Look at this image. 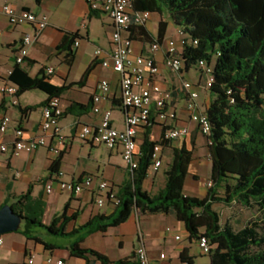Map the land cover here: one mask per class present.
Listing matches in <instances>:
<instances>
[{"label": "crops", "instance_id": "crops-1", "mask_svg": "<svg viewBox=\"0 0 264 264\" xmlns=\"http://www.w3.org/2000/svg\"><path fill=\"white\" fill-rule=\"evenodd\" d=\"M6 4L12 5L18 12L30 11L39 17L46 16L49 26L42 31L31 24L12 26L8 16L1 9ZM92 12L87 0H0V89L6 83L12 84L9 77L17 64V56L26 35L31 36L32 43L28 47V59L22 67L32 77H36L42 70L53 68L54 74L49 76L52 84L59 88H68L60 96L65 110L59 125L63 141L56 137L50 138L48 146L40 147L33 153L22 152L19 155L13 153L16 130L22 128L25 131V139L44 136L43 109L50 96L41 91L27 92L19 98L15 97L19 102V105L15 106L14 97L0 94V125L4 117L11 119L6 133L0 129V147L8 146L7 152L0 150V209L6 205L12 206L18 197L27 194L31 189V195L25 203V211L31 216L39 217L44 225L49 226L61 218L67 209V218H74L66 226L67 233H73L97 216L109 217L117 212L114 202L107 200L103 206L98 204L99 180H107L111 190L117 195L120 187L133 179V173L124 161L122 146L109 149L105 145L83 141L78 136L83 127H98L103 113L108 110L113 113L114 128L119 131H125L127 128V111L118 104L122 100V76L112 68L103 66L105 61L112 63V35L116 28L107 14ZM154 20L158 22L157 32L153 28ZM162 21L168 23V30L159 52L152 55V44L139 40L133 43V48L136 54L152 56L155 59L160 68L158 81L175 96L174 105L169 107L170 112L177 114V121L173 124L176 127H188L191 136L171 142L167 148L160 150L162 161L165 156L170 160L168 168L163 175V165L158 172L154 171L153 176L150 175L146 180L144 189L153 195L163 190L167 181L166 173L174 159V150L184 151L191 156L184 166L185 175L180 182L183 192L186 196L203 199L207 196V185L211 176L212 166L207 158L210 150L205 146V139L197 125L192 122L187 110V95L183 91V82L192 81L198 86L200 97L197 104L201 112L205 113L210 106L211 96L200 79L198 83L194 81L193 73L200 74L197 70L175 74L165 67L169 42H179L180 37L179 29L167 12L162 15L152 13V18L147 24L148 32L157 38ZM66 33H78L81 36L79 46H73L75 61L72 65L66 61L67 54L58 51ZM98 49L103 51L99 58L96 57ZM88 71L90 73L84 79ZM104 80L110 82V91L99 104L100 113H96L94 96L98 92L99 83ZM74 84L80 85L72 86ZM202 91L205 92V97H202ZM78 106H83L84 109ZM22 109L32 111L24 117ZM153 117L156 119L155 114ZM156 124L153 135L160 137L162 128ZM146 132V128L139 132V150ZM56 150L63 153L60 174L51 172L53 163L59 158ZM88 176L93 177V185L80 194L61 189L62 182L78 183ZM186 181L193 182L187 190L184 185ZM50 185L53 188L51 192L48 191ZM36 231L38 237L56 250H47L43 245L29 240L20 231L10 233L1 237L3 245L0 246V264H29L33 257L36 264H46L51 258L56 262L61 260L64 264H86V260L73 257L70 251V246L78 241L80 236L58 238L48 235L43 229ZM97 236H100V250L88 246L92 238H99ZM142 243L147 247L151 264H183L181 254L185 250L190 257L195 258L196 264L197 256L192 254V246H199L198 243L189 241V233L183 223L166 214L144 215L137 210L127 223L111 228L107 234L89 235L82 246L99 251L117 262L131 258ZM128 244L131 245L128 254L111 257V249L118 247L124 251Z\"/></svg>", "mask_w": 264, "mask_h": 264}, {"label": "trees", "instance_id": "trees-1", "mask_svg": "<svg viewBox=\"0 0 264 264\" xmlns=\"http://www.w3.org/2000/svg\"><path fill=\"white\" fill-rule=\"evenodd\" d=\"M132 10L161 15L167 12L174 25L188 35L181 74L197 70L203 82L206 75L200 63L204 61L213 70L214 82L208 89L211 104L205 111L212 127L209 137L212 141L209 146L212 186L207 196L200 199L184 194L180 182L191 154L177 150H174L173 162L166 173L165 188L156 195L144 189L156 150L171 144L164 139L167 129L161 131L158 141L152 140L157 126L152 117L141 146L138 169L132 172V181L120 187L117 194L120 204H116L114 215L97 216L73 233H67V224L74 220L67 218V209L49 226L25 211L30 189L12 205L25 220L20 232L47 250L56 248L38 237L36 229H43L58 238L80 236L70 246V251L73 257L86 260V264H138L136 254L115 262L82 245L89 235L107 234L111 228L127 223L134 212L140 210L144 215L174 216L185 225L190 242L199 243L207 238L211 250L205 255L211 256L212 264H264V228L254 223L236 231L231 222L223 224L222 214L216 209L217 205L239 204L264 213V0H132ZM167 30L168 23L162 21L157 38L148 32L147 25L131 27L128 35L133 43L139 40L161 45ZM80 39L78 33H66L58 47V51L67 54L66 61L70 65L75 61L73 46ZM9 81L18 88V98L32 91L48 94L50 98L45 106L68 90L52 84L46 71L32 77L18 63ZM76 85L80 84L72 86ZM118 104L126 110L122 100ZM78 108L84 109L83 106ZM31 111L22 109V114L26 117ZM62 158L60 152L52 165V173L60 174ZM181 261L195 264V258L190 257L187 250L181 254Z\"/></svg>", "mask_w": 264, "mask_h": 264}, {"label": "built area", "instance_id": "built-area-1", "mask_svg": "<svg viewBox=\"0 0 264 264\" xmlns=\"http://www.w3.org/2000/svg\"><path fill=\"white\" fill-rule=\"evenodd\" d=\"M92 11L103 12L107 14L114 22L115 31L112 35V52L111 60L105 61L103 66L112 68L116 73L122 76V101L126 108V125L125 131H119L112 125V111L108 110L103 113V119L100 125L96 128L83 127L78 136L83 141H91L93 143L105 145L109 149H114L118 146L123 148L124 161L129 169L133 172L138 169L140 150L138 145V135L141 129L147 128L151 124L152 117L156 116L154 120L158 123L162 130L167 129L164 133V139L167 141H179L183 138L191 136V131L188 127H176L174 122L177 121V114L170 112L169 107L174 105L175 96L170 90L162 87L158 81L160 76V68L155 59L150 56L146 57L141 54H136L131 42L128 30L133 26L147 25L151 18L150 12H134L132 10V0H87ZM2 11L8 16L12 26H19L23 24H31L39 31L45 30L48 26V18L46 16L39 17L30 11L18 12L12 5L6 4L1 7ZM180 40L170 41L167 50V58L165 60V67L172 73L181 74L184 71L183 52L185 46L189 43L188 35L182 30L178 31ZM2 32L0 31V38ZM32 43L30 35L23 38L22 48L17 56V63L24 64L29 56L28 47ZM79 46V42L76 43ZM160 50V45L155 43L151 47V54L155 55ZM103 54L101 49L96 52V57L99 58ZM207 77L205 88L208 90L212 87L214 82L213 70L208 67L203 61L200 63ZM48 76L54 74V69L50 68L47 71ZM110 91V82L104 80L98 85V92L94 96L95 112L100 113L99 104ZM183 91L187 95V110L190 113L191 120L195 123L200 133L208 141L209 146L212 141L209 137L212 132L211 123L204 112L200 111L197 100L200 97L198 86L192 81L183 82ZM18 88L10 83H6L1 89L0 94L3 96L16 97ZM15 106L19 105L18 100H13ZM65 114L61 98H53L43 109V130L44 136L25 139V132L16 130V140L13 145V153L19 155L22 152L33 153L40 147L48 146L50 138H58L63 141L60 136V120ZM11 119L4 117L0 129L6 133L10 127ZM160 137L152 136L153 141H158ZM1 152H7L8 146L0 147ZM160 148L154 154V171L158 172L163 165L160 157ZM58 154L60 151L56 150ZM93 177H86L78 183H64L60 184L61 189L71 193L80 194L84 190L89 189L93 185ZM212 186V183H209ZM110 184L107 180L98 181V204L103 206L107 200L113 201L119 205L120 200L117 195L111 190ZM52 186H48V191H52ZM180 239L179 237L177 238ZM3 245V239L0 237V246ZM203 251V254L210 253V245L207 238L201 239L198 243ZM164 259L165 256L163 255ZM136 259L138 264H151L148 255L147 247L142 243L137 250ZM29 264H36L35 257H33ZM46 264H64L63 261H54L49 259Z\"/></svg>", "mask_w": 264, "mask_h": 264}, {"label": "rangeland", "instance_id": "rangeland-1", "mask_svg": "<svg viewBox=\"0 0 264 264\" xmlns=\"http://www.w3.org/2000/svg\"><path fill=\"white\" fill-rule=\"evenodd\" d=\"M153 28H154V31L157 32L158 22L156 20H154L153 22ZM192 77L196 83L199 82L200 74L194 72ZM206 81H207V77L204 76L203 84H205ZM201 95L202 97H205V92L202 91ZM204 139H205V144H206L205 146L209 148L207 139L205 137ZM192 145H194L193 142H192ZM208 154L209 155H207L208 156L207 158L209 159V162L211 163V166H212L211 153L209 152ZM196 158L198 159V156H196ZM169 163H170L169 158L165 156V158L163 159V169L161 170L162 175L164 174L165 169L168 168ZM149 172H150L149 177L150 175L152 177L154 174L153 166L150 168ZM203 181H205V177H203ZM209 183H210V179L208 181L207 190H209V187H210ZM184 185H185V189L187 190V189H190L191 185H193V182L186 181ZM216 209L222 214L223 224L227 223L228 221L231 222L234 225V228L236 231H239L245 228L246 226L254 224V223H259L261 227L264 228V213H261L259 211H252V210L246 209L239 204H235L231 207H227L224 205H217ZM97 237L99 238H92V240L89 241L88 246L94 249L100 250V236H97ZM130 248H131L130 244L127 245L124 251H122L118 247L113 248L110 250V255L112 258L122 257L130 252L131 250ZM192 254L194 256H197L196 264H212L211 256L203 254V251L201 250L199 246L197 245L192 246Z\"/></svg>", "mask_w": 264, "mask_h": 264}, {"label": "water", "instance_id": "water-1", "mask_svg": "<svg viewBox=\"0 0 264 264\" xmlns=\"http://www.w3.org/2000/svg\"><path fill=\"white\" fill-rule=\"evenodd\" d=\"M24 221V217L17 214L12 206H4L0 209V236L19 232Z\"/></svg>", "mask_w": 264, "mask_h": 264}]
</instances>
